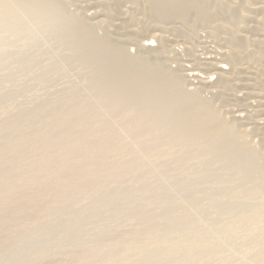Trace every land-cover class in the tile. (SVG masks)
I'll return each instance as SVG.
<instances>
[{
  "label": "rangeland",
  "instance_id": "rangeland-1",
  "mask_svg": "<svg viewBox=\"0 0 264 264\" xmlns=\"http://www.w3.org/2000/svg\"><path fill=\"white\" fill-rule=\"evenodd\" d=\"M0 1V122L5 114L71 91L87 102L91 74L73 53L86 45L83 54L95 58L96 50L86 51L99 50L100 43L98 56L107 49L119 52L116 57L104 52L99 64L108 56L125 60V54L137 68L144 65L146 75H156L149 77L177 79L198 106V118L188 114L190 126H224L222 133L214 132L217 136L178 142L173 141L180 128L177 117L165 123L172 106L164 107L169 112L163 108L171 115L161 113L156 129L131 128L134 116L126 110L105 113L107 124L120 131L122 144L130 149L119 156V167L88 181L71 203H59L54 192L29 217L19 215L17 226L0 235V264H264V0H188L185 10L179 6L182 0H174L181 8L174 7L176 12L158 7L157 0ZM74 31L80 32L78 38ZM147 38L154 45L142 46ZM219 59L229 66L225 73L212 70ZM97 60L94 65L105 70L114 63L98 66ZM192 68L216 74L201 83L187 76ZM151 131L159 136L151 140ZM14 137L0 136V144ZM142 148L149 152L138 159Z\"/></svg>",
  "mask_w": 264,
  "mask_h": 264
},
{
  "label": "bare ground",
  "instance_id": "bare-ground-1",
  "mask_svg": "<svg viewBox=\"0 0 264 264\" xmlns=\"http://www.w3.org/2000/svg\"><path fill=\"white\" fill-rule=\"evenodd\" d=\"M157 1H159V3L157 2V4H156V5H158V7L161 6L160 8L163 7L169 11L173 10L175 5L177 4V1L175 2L174 0H157ZM179 2H180V0H179ZM22 3H23V1H22ZM24 3H26V2H24ZM39 3H40V1H39ZM180 4H181V8L182 7L188 8L189 7L188 0H184V1L182 0L179 3V6H180ZM29 5H30V3H29ZM31 5H33V4H31ZM34 5H37V4H34ZM192 5L193 4H191L190 6H192ZM179 6H177V7L179 8ZM27 7H28V5H27ZM177 7H175V8L177 9ZM181 8H179V9H181ZM185 8H184V10H185ZM37 9H41V8L38 7ZM179 9H177V10H179ZM174 12H176V11H174ZM77 31H80V29H77ZM77 31L76 32L74 31L75 33H77L76 36L81 31H82V33H84L82 29L80 32H77ZM72 33H70V34H72ZM82 33H81V35H84ZM73 36L74 35L72 34L71 38H73ZM79 36H77L76 38H78ZM84 37H85V35H84ZM74 38H75V36H74ZM73 40L74 39H72V41ZM76 40L79 41L78 39H76ZM87 41L89 42V40H87ZM152 41H153V39L147 38V40H145L141 45L144 47H150L151 45H154V43H152ZM81 42H82V45L86 44V42L84 43V41H81ZM95 43H96V41H95ZM89 44L90 43H87V45H89ZM92 44H90V45L92 46ZM78 45H81V43H77V47H79ZM100 45L101 44L99 43L98 46L101 48ZM138 45H139V43H138ZM85 46H82L83 48L81 46H80L81 48H77L78 50L80 49L79 51L73 50L74 51L73 58H77L78 62H80V64L83 65L86 68V70H88V72H90V74H91L90 78H91V82H92L91 84H93V91L91 93V98L87 102L84 101L85 103H82L81 93H79L78 91H71V93L66 94L64 97L61 96V98H57L54 100H43L42 102L40 101L38 103L36 101L37 104H35V105L32 104L33 106H31V107L29 106L28 108H22L20 110L16 109V111L18 110V112L16 114H13V115L5 114L7 117L3 118V120L0 122V136L1 137H3L4 135H9V134L10 135L13 134V136H15L13 139H8V140L4 139V141H6V142H4L1 139L4 143L2 142L3 144H0V235L1 234L4 235L6 233L7 227H9V229H10V227H12V226L13 227L15 225L17 226V223H19V222H17L19 215H26V217H29L28 215H31L32 212L34 211V209H36V208L38 209V207L40 206V204L42 202H44L47 199H49L50 197H52V194H54V192L55 193L58 192L57 193L58 196H56L55 198L58 197L59 203H61V204H65L66 202L69 203L75 194H76L75 196H77V193H79L85 189V185H86V183H88V181H90L91 179L94 180L95 178L103 176V174H106V173L108 175L109 174L111 175V173H113L119 167V156L124 154V151L126 148L122 144V140H121L122 136H120V131L112 129L111 126L109 124H107V122L105 121V117H104L105 113L110 114L111 112H115L117 110H126V111H129L134 116L135 121L132 122L131 128L132 127H137V128L147 127V128H151V129H156L155 127H157V125L161 121H163L162 118L164 116H163V114H161V113H164L163 108L172 106L174 112H171L172 111L171 108L169 109L170 112L166 108L167 112L171 113L172 115L165 112L166 114L171 115V116L168 118L166 117L167 120L166 121L164 120V121L167 124V121L169 122L173 116H176L177 117L176 121L180 122V126H179L180 128L178 127L179 123L178 124L176 123L177 127L179 129L178 130L176 129L177 131H176V133H174L175 135L173 137V141H178V140L189 141L191 139H193L195 141H197V140L199 141L201 139L202 140L205 139L207 136H210V134L214 133L215 131L219 132V130H220L221 133L223 131V128H222L223 125L220 126L218 124L219 125L218 126L216 124V125L212 126V125H207L206 123H201V124L199 123L200 125H198L197 123L200 120L197 122L196 121L197 119L195 121L197 122L196 125H198V126H195V125L190 126L192 124L191 123L189 124L188 122H191L190 121L191 119L189 118L190 119L189 120L187 118L189 117L188 114L193 115V116L196 114V108H195L196 104L194 103L195 100L191 97L192 100H194V102H193L189 97H187L185 95L186 93L184 94V91H182L179 88V86L177 85L179 83H176L177 79L174 81V79L172 78L173 76L171 77L173 80H170V78H168L169 75H168V77L166 76L167 79L164 76L165 77L164 79H159V80H157V79L160 76L159 77L157 76L158 77V78L156 77L157 79L154 77L157 80L156 81V80H154V78H152L154 75L153 73H152L153 74L152 75V74L148 73V71H146L148 73L147 74L148 76L146 75L144 70L145 69L147 70V68H144L143 67L144 65H141L142 67L137 68V66L139 67V65H136V63L134 62L135 60L132 59V61H131L130 60L131 58L128 59L129 57L126 56L128 59L127 60L124 57L125 54L123 55V58L125 60H123L121 55H119L120 57H117L118 60H119V58H121L123 61H121V59H120L119 60L120 62L115 63V61L113 59H115L117 52H119V51H117V52L115 51V54H116L115 55L113 53L114 51L112 52L110 49H107V48H104V50L107 49L106 50L107 52L111 51L112 53L110 52V55L113 54L115 57L113 56L112 59H108L110 57L109 56L106 57L107 53H106V51L103 50L106 53L105 57L107 58V60H109L107 62L109 63L111 60L114 61V63L111 61L110 63H113V65L111 66V64H110L108 66V69L105 70V68H104L105 66L103 67L100 65L103 61H101V63L99 64V57H101L100 55L105 54V53L101 52V54L99 56L97 54V53H100L99 50H102L103 48L102 49L99 48V50H98V47L94 48V49H93V47H91L88 51H86V53L90 52V54H93L97 51V53H95L97 55V57L94 58L91 55H87L85 53L83 54V52L85 50H81V49H84ZM93 46L96 47L97 44H95ZM87 48H89V47H87ZM91 49L96 50V51H93V53H91V51H92ZM108 50H110V51H108ZM108 55H109V53H108ZM102 56L104 57V55H102ZM105 57H104V59H105ZM95 59H98L97 60L98 63L96 62V65L97 64H98V66L100 65V67H102L103 69L100 67H96L94 65ZM102 59L103 58L101 57V60ZM220 60L221 59H219L218 62H221V63H219V64L217 63V65H215L214 68L212 69L214 72L215 71H217L218 73H219V71L224 72L227 70V67L229 68V66L225 65V62L220 61ZM68 61H66V62H68ZM74 61H76V60H74ZM74 61H72V62H74ZM214 61H212V62H214ZM107 62L105 61V63H107ZM105 63L103 65H105ZM134 63H135V65H134ZM60 65L61 64H59V66ZM66 65H68V63ZM39 66H38V68H39ZM133 66L136 67L135 68L136 70H134L132 68ZM76 67H77V65H76ZM109 67H111V68H109ZM66 68H67V66H66ZM54 69H57V68L55 67ZM75 69H73V70H75ZM132 69H133V72H132ZM48 70L49 69H47V71ZM51 71H52V69H51ZM40 72H39V74H40ZM48 72H46V73H48ZM72 72H74V71H72ZM27 74H29V72ZM43 74H45V71ZM84 74H87V73L84 72ZM214 74H216V73L211 72V69H210V71L204 73V72H200L198 70V68H192L188 71L187 76L193 78L192 80L197 79V80H199V82L201 81V83L202 82L208 83V82H210L209 80H211V78ZM149 75L150 76L152 75V77H149ZM41 76L42 75H39V77H41ZM154 76H156V75H154ZM34 77H33V79H36ZM44 77H45V75H44ZM2 79H3V77H2ZM45 79H46V77H45ZM52 79L53 78H51V80ZM75 79H77V76ZM43 80H44V78H43ZM43 80H41V81L39 80V81L42 82ZM72 80H73V78H72ZM72 80H71V84L73 82ZM51 82H49V83H51ZM155 82H157V83H155ZM26 84L29 85L30 83L29 84L26 83ZM43 84H44V82H43ZM122 84H124V85H122ZM68 85H69V82L67 83V87H68ZM72 85H74V84H72ZM77 86H79V85H77ZM182 86H184V84ZM65 87L66 86H64V88ZM18 88H20V87H18ZM70 88L71 87H69V89ZM23 89H24V87H23ZM53 89H55V88H53ZM73 89H71V90H73ZM21 90L20 91L18 90V92L19 93L22 92ZM55 90L57 91V89H55ZM5 91H6V89H5ZM8 91H10V90H8ZM41 91H43V90L41 89ZM52 92H50V93L52 94ZM22 93H21V95H22ZM37 94H39V93H37ZM42 94H44V93H42ZM16 95H17V93H16ZM86 97H88V95ZM19 99H21V98H19ZM8 100H6V101L8 102ZM15 100H17V99H15ZM85 100H87V99H85ZM30 102H32V100H30ZM4 103H5V101H4ZM14 103H15V101H14ZM14 103L12 101V103H9V104H14ZM19 108H20V106H19ZM149 109L151 111H149ZM152 109L155 111H158L159 109H161L162 112H159L160 110L158 111V113H156L155 111L152 112ZM12 110H14V109H12ZM16 111H13V112H16ZM117 112L119 113V111H117ZM92 114L96 115L93 117L94 120H96V121L91 126L90 124H91ZM204 114H205V112H204ZM122 115H123V113H122ZM168 115H166V116H168ZM197 115H200V114H197ZM106 116H107V114H106ZM204 116L205 115H203L202 118ZM194 117H196V116H194ZM196 118H198V116ZM199 119H201V118H199ZM127 120H129V119H127ZM204 120H205V117H204ZM194 122H193V124H195ZM200 122H202V121H200ZM110 123H111V121H110ZM121 124H122V122H121ZM162 124H163V122H162ZM6 126L9 127V129H8L9 132L7 131V133L3 130V128ZM121 126L122 125H120V127ZM163 126H165V125H163ZM88 127L93 128V129L92 130L89 129V131L85 130ZM120 127H119V129H120ZM166 127H168V126H166ZM35 128H39V129L35 130ZM121 130H122V127H121ZM128 130L130 131L129 128H127V131ZM123 131H124V129L122 130V132ZM139 133H140V131H139ZM157 133H156V131L155 132L151 131V132H148L147 135L149 136V138L151 140H153L159 136V135H157ZM215 135L217 136V132ZM140 136H141V134H140ZM123 137H124V135H123ZM127 138H128V136H127ZM231 138L228 141H230V140L232 141ZM216 140H217V138H216ZM168 141H170V139ZM178 142H180V141H178ZM159 143H160V141L157 142V144H159ZM169 143H171V142H169ZM231 143H233V142H231ZM165 144H166V142H165ZM185 145H186V143H185ZM188 145H190V144H188ZM138 149H140V148H138ZM126 150H130V149L128 148ZM147 152H149V150L147 148H144L142 151V154L138 155L137 158L139 159V158L143 157V155H146ZM150 152H152V151H150ZM213 154H212V156H213ZM161 156H162V154H161ZM140 160H142V159H140ZM122 161H123V159H122ZM123 165H125V164H123ZM130 167H131V165H130ZM59 192H60V194H59ZM75 196L73 197L74 199H75ZM40 210L42 212V209H40ZM36 212H37V210H36ZM38 212H39V210H38ZM34 213H33V215H34ZM35 214H37V213H35ZM31 217H33V216H31ZM34 217H36V216H34ZM6 238H7V236H6Z\"/></svg>",
  "mask_w": 264,
  "mask_h": 264
}]
</instances>
